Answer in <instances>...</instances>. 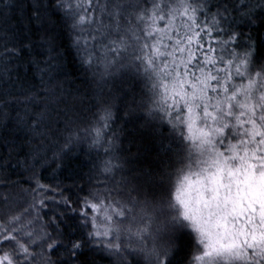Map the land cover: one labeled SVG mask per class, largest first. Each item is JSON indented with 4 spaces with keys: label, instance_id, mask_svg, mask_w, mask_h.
<instances>
[{
    "label": "snow or ice",
    "instance_id": "1",
    "mask_svg": "<svg viewBox=\"0 0 264 264\" xmlns=\"http://www.w3.org/2000/svg\"><path fill=\"white\" fill-rule=\"evenodd\" d=\"M30 9L0 0V128L14 133L0 172L21 177L0 176V264H264V54L251 31L264 0ZM62 36L90 74L83 90ZM121 109L136 149L124 158ZM83 144L99 163L73 193L56 173Z\"/></svg>",
    "mask_w": 264,
    "mask_h": 264
},
{
    "label": "trees",
    "instance_id": "2",
    "mask_svg": "<svg viewBox=\"0 0 264 264\" xmlns=\"http://www.w3.org/2000/svg\"><path fill=\"white\" fill-rule=\"evenodd\" d=\"M32 0H22V7L24 9V13L27 14L30 12V5ZM21 15L20 12H16L15 16L19 17ZM15 23V20H13ZM240 27L248 32L249 28L247 25L241 24ZM252 34L256 38L260 53L264 54V24L257 22L252 26ZM61 43L63 44V51L65 56V68L67 72L70 74L68 76L69 81H71L76 88L85 89V80L90 74H85L84 70L81 68L80 64L76 61L75 54L73 50L69 47L68 39L66 36L61 37ZM25 74H28L25 72ZM94 102V101H93ZM120 119L117 120L114 127L118 130L119 139L117 140L118 152L117 155L121 156V158L127 157L130 155L129 148H131V152H135V145L130 144V140L134 135L133 122H128L125 124L127 117L124 115L123 109H121L119 113ZM120 129H123V132H119ZM14 133L10 130H5L0 128V153H6L7 148L4 145V140L11 141L13 139ZM100 157L106 158L103 156V149L99 150ZM95 163H99V159L97 157L96 151H88L87 144L77 145L75 146L74 152L69 153L65 158L62 168L59 172L56 173V176L60 182L64 186H71L72 192L75 193L77 191V187L84 185L88 179L89 170L93 168ZM11 176L12 180H19L21 177L18 174V170L9 169L7 171L0 172V176ZM83 177V179H81ZM119 179V173L116 176ZM43 183H56L57 181L53 179L51 172H43L42 177ZM27 184L21 185L23 188H27ZM81 196L83 193L80 194ZM183 253L177 258L178 261L184 259ZM96 264H109V258L100 254L95 256Z\"/></svg>",
    "mask_w": 264,
    "mask_h": 264
}]
</instances>
